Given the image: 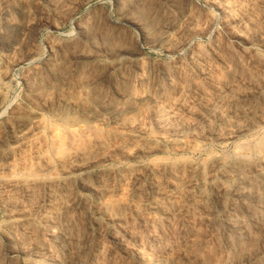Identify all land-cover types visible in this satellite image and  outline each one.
I'll use <instances>...</instances> for the list:
<instances>
[{
    "label": "rangeland",
    "instance_id": "obj_1",
    "mask_svg": "<svg viewBox=\"0 0 264 264\" xmlns=\"http://www.w3.org/2000/svg\"><path fill=\"white\" fill-rule=\"evenodd\" d=\"M10 1L0 264H264V0Z\"/></svg>",
    "mask_w": 264,
    "mask_h": 264
},
{
    "label": "bare ground",
    "instance_id": "obj_2",
    "mask_svg": "<svg viewBox=\"0 0 264 264\" xmlns=\"http://www.w3.org/2000/svg\"><path fill=\"white\" fill-rule=\"evenodd\" d=\"M10 1V0H9ZM11 2V1H10ZM14 2V1H13ZM122 18V17H121ZM131 19V18H130ZM163 20V19H162ZM120 21V20H119ZM126 21V20H125ZM130 21V20H129ZM134 21V20H133ZM138 21V20H137ZM103 22V21H102ZM146 22V21H145ZM126 23V22H125ZM133 23V22H132ZM143 22H141V24H142ZM87 24V23H86ZM119 24V23H118ZM123 24V23H122ZM126 24H129V26H131V24L128 22V20H127V23ZM135 24V23H134ZM139 24V23H138ZM97 25V24H96ZM125 25V24H124ZM133 25V24H132ZM136 25H137V23H136ZM102 26V25H101ZM137 27H141L140 25L139 26H137ZM100 30V29H99ZM121 30H123V29H121ZM93 32V31H92ZM146 33V32H145ZM148 33V32H147ZM85 35V34H84ZM120 35V34H119ZM147 35V34H146ZM100 36V35H99ZM150 36V35H149ZM89 37V36H88ZM96 38V37H95ZM148 38V37H147ZM152 39H153V37H152ZM90 40H91V38H90ZM155 42H157V41H155ZM122 48V47H121ZM118 50H119V48H118ZM118 50H117V52H118ZM128 50V49H127ZM67 51V50H66ZM120 51V50H119ZM78 52V51H77ZM110 52V51H109ZM113 53H115V52H113ZM119 53H121V52H119ZM95 54V53H94ZM117 54V53H116ZM130 54V53H129ZM79 55V54H78ZM100 55V54H99ZM108 55V54H107ZM128 55V54H127ZM174 55V54H173ZM87 56H90V55H87ZM112 56V55H111ZM92 57V56H91ZM113 57V56H112ZM83 58V57H82ZM87 58V57H86ZM73 59V58H72ZM92 59V58H91ZM130 59V58H129ZM83 60V59H82ZM114 60V59H113ZM122 60V59H121ZM124 60V59H123ZM122 60V61H123ZM92 61V60H91ZM95 61V60H94ZM133 61V60H132ZM83 62V61H82ZM89 62V61H88ZM119 62V61H118ZM130 62V61H129ZM84 63V62H83ZM92 63V62H91ZM96 63H97V61H96ZM88 64V63H87ZM114 64V63H113ZM132 64V63H131ZM122 65V64H121ZM116 66V65H115ZM119 66V65H118ZM122 66H124V65H122ZM92 67V66H91ZM109 68H110V66H109ZM114 68V67H113ZM117 68V67H116ZM131 68V67H130ZM241 68V67H240ZM239 70V69H238ZM123 76V75H122ZM104 103V102H103ZM91 108V107H90ZM89 114V113H88ZM255 126H256V124H255ZM239 130V129H238ZM240 131V130H239ZM264 131V130H263ZM256 132V131H255ZM67 133V132H66ZM262 133V132H261ZM70 134V133H69ZM68 134V135H69ZM263 134V133H262ZM261 135V134H260ZM72 136H74V135H72ZM260 137V136H259ZM255 139V138H254ZM257 140V139H256ZM253 141H255V140H253ZM245 142V141H244ZM245 144V143H244ZM257 145V144H256ZM261 145H262V143H261ZM249 146V145H248ZM245 147H246V145H245ZM244 147V148H245ZM259 147V146H258ZM237 148V147H236ZM235 148V149H236ZM239 148V147H238ZM251 149V148H250ZM260 149V148H259ZM261 150L262 151H264V144L262 145V147H261ZM236 151V150H235ZM249 151V150H248ZM237 152V151H236ZM244 152H245V150H244ZM261 152V151H260ZM259 152V153H260ZM239 153V152H238ZM242 153V152H241ZM222 155V154H221ZM231 155V154H230ZM235 155H237V154H235ZM250 155H252V154H250ZM261 156V155H260ZM223 157V156H222ZM253 157V156H252ZM254 157H255V154H254ZM218 158V157H217ZM225 158V157H224ZM223 158V159H224ZM233 158H234V156H233ZM238 158H240L241 160H240V162L242 161L243 163L245 162L246 163V161H247V158H248V156H247V154H241L240 155V157H238ZM220 159V158H219ZM251 159V158H250ZM255 159V158H254ZM252 160V159H251ZM256 160V159H255ZM259 160V159H258ZM216 161V160H215ZM237 161V160H236ZM261 161H262V159H261ZM225 162H228V161H225ZM238 162H239V160H238ZM237 162V163H238ZM263 162H264V160H263ZM214 163V162H213ZM234 163V162H233ZM254 163V162H253ZM258 163H260V164H262L260 161L258 162ZM227 164H229V163H227ZM257 164V163H256ZM168 165V164H167ZM169 165H171V164H169ZM173 165V164H172ZM201 165V164H200ZM199 165V166H200ZM217 165V164H216ZM223 165V164H222ZM243 165V164H242ZM182 166V165H181ZM224 166H225V164H224ZM241 167V165H238V167ZM253 166V165H252ZM233 167H235L234 165H233ZM237 167V166H236ZM247 167V166H246ZM245 167V168H246ZM250 167H251V164H250ZM200 168H201V166H200ZM227 168V167H226ZM244 168V167H243ZM244 168V169H245ZM264 168V167H263ZM262 168V169H263ZM214 169V168H213ZM217 169V168H216ZM225 169V168H224ZM239 170H240V168H238ZM261 169V168H260ZM230 170V169H229ZM228 170V171H229ZM209 171V170H208ZM224 171V170H223ZM227 171V170H226ZM202 172V171H201ZM244 172V171H243ZM264 172V171H263ZM246 173V172H245ZM245 173H244V175H245ZM260 173H262V172H260ZM205 174V173H204ZM234 174V173H233ZM238 174H239V177L240 178H242V180H243V175H242V173H241V171H238ZM214 175V174H213ZM223 175H225L224 173H223ZM246 175H247V173H246ZM263 174H261L260 176H262ZM212 176V175H211ZM211 176H209V177H211ZM231 176V175H230ZM248 176V175H247ZM246 176V177H247ZM259 176V175H258ZM208 177V178H209ZM263 177V176H262ZM232 178V177H231ZM239 178V179H240ZM261 178V177H260ZM222 180V179H221ZM235 180H238V179H235ZM255 180H257V179H255ZM209 181V180H208ZM218 181H219V179H218ZM239 181V180H238ZM241 181V180H240ZM240 181H239V183H240ZM247 181V180H246ZM254 181V180H253ZM264 181V180H263ZM220 182V181H219ZM224 182H226V181H224ZM223 182V183H224ZM237 182V181H236ZM236 182H235V184H236ZM248 182V181H247ZM257 182V181H256ZM61 183V182H60ZM65 183V182H64ZM204 183V182H203ZM243 183V182H242ZM241 183V184H242ZM258 183V182H257ZM261 184H262V182H260ZM217 184V183H216ZM260 184V185H261ZM211 185V184H210ZM238 185V184H237ZM244 185V184H243ZM250 185V184H249ZM263 185V184H262ZM225 186V185H224ZM234 186V185H233ZM250 186H252V185H250ZM264 186V185H263ZM241 188H242V186H241ZM261 188V187H260ZM225 189V188H224ZM240 189V188H239ZM244 189V188H243ZM257 189V188H256ZM263 189V188H262ZM250 190V189H249ZM191 191V190H190ZM242 191V190H241ZM251 191V190H250ZM198 192V191H197ZM243 192V191H242ZM244 192H246V191H244ZM262 192V191H261ZM221 193V192H220ZM223 193V192H222ZM251 193V192H250ZM249 194V193H248ZM237 195V194H236ZM250 195V194H249ZM256 195V194H255ZM264 195V194H263ZM260 196V195H259ZM203 197V196H202ZM247 197H248V195H247ZM264 197V196H263ZM248 198H250V197H248ZM252 199H253V197H252ZM227 200V199H226ZM249 200H251V199H249ZM256 200V199H255ZM262 200V199H261ZM264 200V199H263ZM228 201V200H227ZM263 201H261V203H262ZM240 203V202H239ZM258 203V202H257ZM256 204V203H255ZM258 205V204H257ZM260 205V204H259ZM258 205V206H259ZM231 206V205H230ZM240 206H241V204H240ZM243 206V205H242ZM256 206V205H255ZM264 207V206H263ZM241 208V207H240ZM232 209V208H231ZM243 209V208H242ZM261 209V208H260ZM237 210V209H236ZM255 210V209H254ZM181 211V210H180ZM237 213V212H236ZM260 215V214H259ZM243 217V216H242ZM234 218V217H233ZM226 220V219H225ZM243 220V219H242ZM235 223V222H234ZM255 223V222H254ZM188 224V223H187ZM189 226V225H188ZM229 226V225H228ZM232 226V225H231ZM230 226V227H231ZM191 227V226H190ZM240 227H242V226H240ZM181 228V227H180ZM222 228V227H221ZM237 228V226L235 227V229ZM244 228V227H243ZM253 228H254V226H253ZM64 229V228H63ZM231 229V228H230ZM233 229V228H232ZM231 229V230H232ZM241 229V228H240ZM194 230V229H193ZM242 230V229H241ZM244 230V229H243ZM242 230V231H243ZM232 231H234V230H232ZM236 231V230H235ZM237 231H239V229L237 230ZM259 231V230H258ZM66 232V231H65ZM229 232V231H228ZM250 232V231H249ZM263 232V231H262ZM235 233V232H234ZM64 234V233H63ZM236 234V233H235ZM240 234V233H239ZM244 234V233H243ZM238 235V234H237ZM256 235V234H255ZM72 236V235H71ZM118 236V235H117ZM217 236V235H216ZM241 236V235H240ZM67 237H69V236H67ZM162 237V236H161ZM234 237V236H233ZM242 237V236H241ZM157 238V237H156ZM168 238V237H167ZM220 238V237H219ZM228 238V237H227ZM159 239H160V237H159ZM174 240V239H173ZM219 240V239H218ZM233 240V239H232ZM164 241V240H163ZM185 241H186V239H185ZM121 242V241H120ZM165 242V241H164ZM169 242V241H168ZM199 242V241H198ZM229 242V241H228ZM241 242V241H240ZM148 243L152 246V247H150V248H152L151 250L153 251V253L154 252H159V251H161V250H163L164 249V247H166V246H164L163 247V245L161 244V241L160 242H158V240L157 239H154V238H150V240L148 241ZM169 244V243H168ZM179 244V243H178ZM241 244V243H240ZM243 244V243H242ZM246 244V243H245ZM41 245V244H40ZM173 245H175V244H173ZM177 245V244H176ZM194 245V244H193ZM201 245H202V243H201ZM237 245V244H236ZM144 246V245H143ZM169 246V245H168ZM186 246V245H185ZM148 247H149V245H148ZM177 247V246H176ZM175 247V248H176ZM187 247V246H186ZM189 247V246H188ZM236 247V246H235ZM191 248V247H190ZM195 248V247H194ZM234 248V247H233ZM241 248V247H240ZM240 248H238L239 250H240ZM38 249H40V248H38ZM149 249V248H148ZM173 249V248H172ZM177 249V248H176ZM185 249V248H184ZM199 249V248H198ZM236 249V248H235ZM247 249H248V247H247ZM147 250V249H146ZM150 249H149V251H151ZM183 250V249H182ZM200 250V249H199ZM151 251V252H152ZM173 251V250H172ZM184 251V250H183ZM182 251V252H183ZM167 252V251H166ZM181 252V253H182ZM189 252H191V251H189ZM200 252V251H199ZM205 252V251H204ZM209 252V251H208ZM152 253V254H153ZM168 253H170V252H168ZM177 253H178V251H177ZM138 254V253H137ZM142 254V253H141ZM154 254H157V253H154ZM160 253H158V255H159ZM172 254V253H171ZM180 254V253H179ZM178 254V255H179ZM191 254V253H190ZM192 254H194V253H192ZM209 254H210V252H209ZM43 255V254H42ZM144 255V254H143ZM145 255H147V254H145ZM151 255V254H150ZM158 255H156L157 257H158ZM164 255V254H163ZM169 255V254H168ZM167 255V256H168ZM155 256V255H154ZM174 256V255H173ZM177 256V255H176ZM181 256V255H180ZM261 256V255H260ZM141 257H144V256H141ZM153 257V256H152ZM156 257V259L158 260V258ZM159 257H161V256H159ZM171 257V256H170ZM166 258V257H165ZM169 258V257H168ZM176 258H178V257H176ZM138 259V258H137ZM136 259V260H137ZM142 259V258H141ZM148 259H149V254H148ZM147 259V260H148ZM155 259V260H156ZM167 259V258H166ZM82 260V259H81ZM154 260V261H155ZM156 260V261H157ZM160 260V259H159ZM161 260L163 261V259L161 258ZM160 260V261H161ZM171 260V259H170ZM200 260V259H199ZM165 261H167V260H165ZM164 261V262H165ZM172 261V260H171ZM260 261V260H259ZM44 262H45V260H44ZM51 262V261H50ZM76 262H78V261H76ZM141 262V261H140ZM178 262V261H177ZM261 262V261H260ZM47 263H49V262H47ZM138 263V262H137ZM156 263V262H155ZM222 263V262H221ZM42 264H43V262H42ZM167 264V263H166ZM169 264H171V262L169 263ZM174 264V263H173ZM178 264V263H177ZM218 264V263H217ZM220 264V263H219Z\"/></svg>",
    "mask_w": 264,
    "mask_h": 264
}]
</instances>
